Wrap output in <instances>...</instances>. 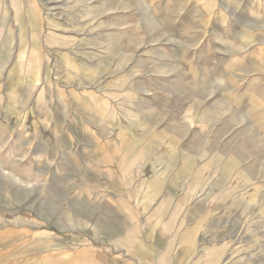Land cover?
Masks as SVG:
<instances>
[{
  "label": "rangeland",
  "instance_id": "obj_1",
  "mask_svg": "<svg viewBox=\"0 0 264 264\" xmlns=\"http://www.w3.org/2000/svg\"><path fill=\"white\" fill-rule=\"evenodd\" d=\"M20 230L0 263L264 264V0H0Z\"/></svg>",
  "mask_w": 264,
  "mask_h": 264
},
{
  "label": "crops",
  "instance_id": "obj_2",
  "mask_svg": "<svg viewBox=\"0 0 264 264\" xmlns=\"http://www.w3.org/2000/svg\"><path fill=\"white\" fill-rule=\"evenodd\" d=\"M19 239H21V230L18 233H16V234H10V236L8 234H6V233L5 234H1L0 233V242H2L4 244V246H10V245L11 246H13V245L15 246L16 242ZM36 243H38V242H36ZM39 243L44 245L43 249L45 251H48L50 249V247H51L47 238H45V239L42 238V240ZM0 254L3 255L2 252H0ZM4 255H5V257H4V259H1V263L0 264H16V262H18V260H19L18 259L19 256H17V255L15 257L12 256V258H10V259L6 258L7 257L6 254H4ZM35 264H38V263L35 262Z\"/></svg>",
  "mask_w": 264,
  "mask_h": 264
},
{
  "label": "bare ground",
  "instance_id": "obj_3",
  "mask_svg": "<svg viewBox=\"0 0 264 264\" xmlns=\"http://www.w3.org/2000/svg\"><path fill=\"white\" fill-rule=\"evenodd\" d=\"M151 184H152V182H151ZM155 184V183H154Z\"/></svg>",
  "mask_w": 264,
  "mask_h": 264
}]
</instances>
